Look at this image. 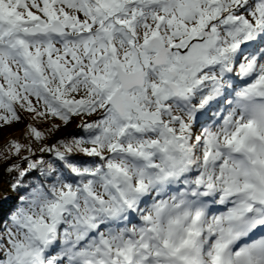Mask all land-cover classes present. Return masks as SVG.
I'll list each match as a JSON object with an SVG mask.
<instances>
[{
    "label": "snow or ice",
    "instance_id": "6c2138e0",
    "mask_svg": "<svg viewBox=\"0 0 264 264\" xmlns=\"http://www.w3.org/2000/svg\"><path fill=\"white\" fill-rule=\"evenodd\" d=\"M0 264H264V0H0Z\"/></svg>",
    "mask_w": 264,
    "mask_h": 264
}]
</instances>
